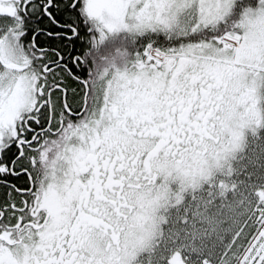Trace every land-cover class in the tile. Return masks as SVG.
<instances>
[{
	"label": "snow or ice",
	"instance_id": "6c2138e0",
	"mask_svg": "<svg viewBox=\"0 0 264 264\" xmlns=\"http://www.w3.org/2000/svg\"><path fill=\"white\" fill-rule=\"evenodd\" d=\"M258 127L264 0H0V264H264Z\"/></svg>",
	"mask_w": 264,
	"mask_h": 264
},
{
	"label": "rangeland",
	"instance_id": "374dc122",
	"mask_svg": "<svg viewBox=\"0 0 264 264\" xmlns=\"http://www.w3.org/2000/svg\"><path fill=\"white\" fill-rule=\"evenodd\" d=\"M234 168L235 171L227 179L237 183L242 190L251 193L256 188L264 187V141L256 142L249 135L243 149L238 152ZM232 195L229 193V196Z\"/></svg>",
	"mask_w": 264,
	"mask_h": 264
},
{
	"label": "flooded vegetation",
	"instance_id": "af4514ba",
	"mask_svg": "<svg viewBox=\"0 0 264 264\" xmlns=\"http://www.w3.org/2000/svg\"><path fill=\"white\" fill-rule=\"evenodd\" d=\"M124 50L127 53V58H134L135 52L139 50V42L133 41V38L126 33H117L114 36L109 37L104 44L101 46L98 53L97 59L108 56L111 58V54L115 53L116 49ZM124 56L120 57L119 60L123 63ZM104 62V61H101ZM252 135L256 142L264 141V127H258L254 132L252 129L245 130V138Z\"/></svg>",
	"mask_w": 264,
	"mask_h": 264
},
{
	"label": "clouds",
	"instance_id": "9594fccd",
	"mask_svg": "<svg viewBox=\"0 0 264 264\" xmlns=\"http://www.w3.org/2000/svg\"><path fill=\"white\" fill-rule=\"evenodd\" d=\"M124 50H121V49H116L115 53L111 54V58H109L108 56H105L107 57L109 60H114L115 63H116V66L117 67H123V63L120 62L119 58L122 57L124 55ZM244 146H242L241 150L243 149ZM238 158V153H236L233 158L230 160V167L233 169V172L235 171V168H234V162L235 160ZM232 172V173H233ZM215 174V173H214ZM227 179V178H226ZM229 182H231L229 179H227ZM174 183H170L168 185V191L169 192H172L175 190V187H174ZM164 193H161V195H163ZM241 197L239 194H236V195H232V196H229V194H227V199L229 201H233V200H239ZM165 230V232L168 230V223H165L163 226H162ZM177 228H183L184 225L182 223H179L176 225ZM196 228H199V227H203V225H200V224H196L195 225ZM141 257L142 258V261L143 262H146L150 259V254L148 252H144L141 254Z\"/></svg>",
	"mask_w": 264,
	"mask_h": 264
}]
</instances>
